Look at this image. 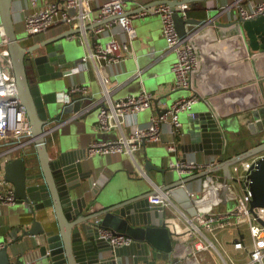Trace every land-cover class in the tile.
<instances>
[{
    "label": "water",
    "instance_id": "water-1",
    "mask_svg": "<svg viewBox=\"0 0 264 264\" xmlns=\"http://www.w3.org/2000/svg\"><path fill=\"white\" fill-rule=\"evenodd\" d=\"M203 1L207 0H163L157 4L166 3L174 8L178 4L192 5ZM12 3L13 0H0V38L2 30L17 83V98L25 107L30 122L38 162L33 164L25 154L9 159L4 165V178L13 186L16 201L22 204L21 213L29 216L30 220L25 227L17 229L12 238L32 239L31 264H125L127 261L132 264H181L175 260L178 236L171 231L165 211L148 201L155 191H139L130 184L113 187L98 184V167L92 163L88 167L85 147L73 143L70 138H62L54 153L49 151L47 135L54 131L55 124L66 119L71 122L76 120L78 117L71 116L89 103L86 98L78 97H72L66 103L58 100L59 83L64 74L62 69L69 67L67 58L73 45L72 40L66 41V37L78 33L79 29L44 40L19 38ZM115 18H106L94 26ZM211 19L183 18L181 12H174L175 26L182 38L188 37V24H214ZM230 24L238 25L244 33L250 52L264 54V15L251 19L239 16L231 23H221V26ZM261 114L263 109L251 110L250 119L258 120ZM187 116L181 132L187 134L189 141L180 144L182 160L187 159V153L206 149L208 143L215 142V154L219 158L213 167L193 175L175 179L172 176L169 182L163 177L164 186L161 189L169 190L178 205L194 216L197 210L185 184L219 171H222L223 178L231 179L230 167L233 164L264 152V127L252 131L260 135L259 143L224 158L225 133L234 129L209 108L193 111V116ZM252 121H247V125L251 123V130L257 125H253ZM163 158L159 165L154 166L147 161L145 170L153 168L165 175ZM248 178L251 208L264 207V156L252 166ZM100 228L128 236L132 242L112 247L100 238ZM8 246L9 243L0 250V264H11Z\"/></svg>",
    "mask_w": 264,
    "mask_h": 264
},
{
    "label": "crops",
    "instance_id": "crops-1",
    "mask_svg": "<svg viewBox=\"0 0 264 264\" xmlns=\"http://www.w3.org/2000/svg\"><path fill=\"white\" fill-rule=\"evenodd\" d=\"M51 1L55 0H38L35 5H32L30 0H13L12 15L16 30L24 29V19L30 11ZM160 1L163 0H124L125 10L129 14H134L153 7ZM98 2L97 0L90 2V21L86 22L88 28L84 37L78 35L72 40L71 54L67 58L69 67L62 69L64 74H62L58 88L59 102L66 103L62 98L65 97L69 102L70 99L66 94L70 87L73 85L83 86L87 89L89 103L87 109L84 108L83 114L76 120L71 122L66 119L55 124L54 131L47 135V144L51 154L57 150V145L62 138H70L73 143L76 142L77 145L86 149L93 139L116 136V132L101 133L97 129L98 109L93 107V104L104 102L103 93L96 71V63L91 59L84 61V58L90 49L97 45L103 46L111 36H115L121 41H128V38L121 26L113 20L99 25L104 26L105 30L100 34L96 33V28L99 26L95 27L94 24L100 17ZM232 2L233 0H207L194 3L198 11H193L191 8L187 11V17L212 18L210 21H214V24L203 26L187 25L188 42L197 48L199 57V68L193 83L194 90L199 94V100L193 104L192 111L212 109L219 118L226 122L227 126L234 129L228 134L225 133L227 143L223 146L224 158L241 153L259 143L260 135L254 134L252 131H256L258 127H264V54L250 52L247 38L244 37V33L241 32L238 25L221 26V23H231L237 19V12L232 7ZM133 26L136 37L130 44L131 53H126L121 63L105 67L104 72L110 80V97L114 102L136 96L142 91L153 95L154 100L151 107L136 116V124L146 125L153 115L158 114L159 109L170 106L183 96H188L192 90H171L174 79L172 64L176 60V52L167 48V42L162 34L160 17L157 14L135 17ZM71 31L72 29L69 27L53 29L37 40L66 35ZM66 41L71 42L68 37H66ZM259 109H263L260 118L258 120L250 119L251 110ZM187 115V112L179 113L178 119L182 125L186 122ZM68 116L66 115V117ZM248 119L253 120L252 124L258 126H254V129L251 130L247 125ZM229 136L232 140L230 144ZM242 136L245 138L244 141L241 140ZM175 139L178 148L177 152L173 154L166 148L167 144L173 140L171 124L165 123L161 128V140L155 143L146 142L137 152L136 165L125 155L87 156L86 164L88 167L91 166V163L98 167L96 181L100 185L113 187L118 184H130L143 192L161 190V187L164 186L163 177L167 182L171 181L172 176L174 179L178 177L176 172L167 169V163L169 160L182 159L180 144L189 141L187 134L181 131ZM216 146V142L208 143L206 149L187 153L186 158L197 162H214L216 164L219 158L215 154ZM25 154L33 164H38L34 146L17 149L13 151L11 157L0 154V177L4 176V165L7 159ZM162 158L166 163L165 175L153 168L149 171L145 170L144 166L147 161H150L154 166L159 165ZM137 165L146 171L147 177L142 178L137 175ZM214 174L220 178L223 177L222 171ZM184 187L188 194L200 195L203 178L189 181ZM173 200L175 201L174 198ZM227 203L223 202L216 206V209L222 210L231 205V203ZM21 205L19 201L12 205H0V243L4 245L9 243L7 251L11 264H31L32 239L12 238V235H16L17 229L30 223L29 216L21 213ZM53 219L55 222L54 216ZM176 241L175 250L186 255L190 254L193 245L186 235L180 234L179 237H176ZM210 258L216 261L214 255H211ZM125 264H132V262L127 261ZM181 264H192V260L183 261Z\"/></svg>",
    "mask_w": 264,
    "mask_h": 264
},
{
    "label": "built area",
    "instance_id": "built-area-1",
    "mask_svg": "<svg viewBox=\"0 0 264 264\" xmlns=\"http://www.w3.org/2000/svg\"><path fill=\"white\" fill-rule=\"evenodd\" d=\"M37 1L30 0L32 5H35ZM91 1L55 0L38 6L35 10L30 11L24 19L26 37L40 39L39 37L53 29L67 27L79 29L78 33L68 35V39L74 40L78 35L84 37L86 22L90 21ZM97 1H99L100 12L98 22L116 17L112 20L121 26L128 41H121L115 36H111L103 46L97 45L90 49L84 58V61L91 59L96 63V71L103 93L104 102L93 104V107L98 109L97 129L101 133L116 132V136L113 138L93 139L86 148L87 156L125 155L136 165L137 152L146 142L155 143L161 140V128L165 123L171 124L173 135V140L167 144V151L176 153L178 143L175 137L179 135L182 127L178 119L179 113L187 112L188 115L193 116L192 106L199 100V94L193 88L195 75L199 68L198 51L188 42L189 36L187 38L180 37L174 22V12H181L183 18H187V11L190 10L191 5L183 3L173 8L169 4L160 3L129 14L125 10L124 0ZM232 7L236 9L237 17L251 19L264 15V0H233ZM148 14H157L160 17L162 34L167 42V48L176 52V60L172 64L174 79L171 90L192 91L188 96H183L170 106L163 108V112L153 115L148 124L139 125L136 124V116L151 107L154 100L153 95L142 91L136 96L114 102L110 97V80L104 72V68L121 63L124 60V55L131 53L130 44L136 37L133 19ZM104 30V26H99L96 28V33L100 34ZM66 95L69 99L72 97L88 98L87 89L79 85L71 86ZM62 100L67 102L65 97ZM83 112L82 109L71 117H80ZM126 129L128 130L126 131ZM28 146H34L30 122L25 107L17 98V83L11 69L6 39L1 30L0 154L11 157L13 151L25 149ZM262 156H264V152L233 164L230 167L231 179L220 178L213 173L202 177L201 194L189 193L197 210L194 216L186 213L173 200L169 190L158 189L154 195L148 197L150 205L161 207L165 211L166 221L170 225L171 231L177 235L184 234L192 241L193 249L190 250V254L187 256L185 253L177 251L175 260L180 263L192 260V264H264V224L260 222H264V207L251 208L252 194L248 178L252 166ZM214 165V162L179 159L169 160L167 169L182 177L204 171ZM136 171L139 177H147L146 171L138 165ZM225 201L230 202L231 205L222 210L216 209V206ZM15 202L13 187L5 180L4 176H1L0 205H12ZM99 235L112 247L125 246L132 242L130 237L114 234L105 228L99 229ZM3 247L4 244L0 243V250ZM211 255H214L216 261L210 258Z\"/></svg>",
    "mask_w": 264,
    "mask_h": 264
},
{
    "label": "rangeland",
    "instance_id": "rangeland-1",
    "mask_svg": "<svg viewBox=\"0 0 264 264\" xmlns=\"http://www.w3.org/2000/svg\"><path fill=\"white\" fill-rule=\"evenodd\" d=\"M17 35H18V37L19 38H24V37H26L27 36V32L24 30V29H21V30H18L17 31ZM180 122V121H179ZM249 125H251V123L249 124ZM241 140H245V138H244V136H242L241 137ZM232 142V140L230 139V136H229V144ZM218 176V175H217ZM230 202H228L227 204H229ZM188 256V255H187ZM191 257V256H190ZM189 259H191V258H189Z\"/></svg>",
    "mask_w": 264,
    "mask_h": 264
},
{
    "label": "trees",
    "instance_id": "trees-1",
    "mask_svg": "<svg viewBox=\"0 0 264 264\" xmlns=\"http://www.w3.org/2000/svg\"><path fill=\"white\" fill-rule=\"evenodd\" d=\"M191 9H192L193 11H198V8L194 5V3L192 4Z\"/></svg>",
    "mask_w": 264,
    "mask_h": 264
},
{
    "label": "flooded vegetation",
    "instance_id": "flooded-vegetation-1",
    "mask_svg": "<svg viewBox=\"0 0 264 264\" xmlns=\"http://www.w3.org/2000/svg\"><path fill=\"white\" fill-rule=\"evenodd\" d=\"M178 237L180 236V235H177Z\"/></svg>",
    "mask_w": 264,
    "mask_h": 264
}]
</instances>
